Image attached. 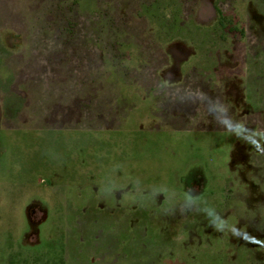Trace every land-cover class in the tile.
<instances>
[{"label": "rangeland", "instance_id": "obj_1", "mask_svg": "<svg viewBox=\"0 0 264 264\" xmlns=\"http://www.w3.org/2000/svg\"><path fill=\"white\" fill-rule=\"evenodd\" d=\"M0 264H264V0H0Z\"/></svg>", "mask_w": 264, "mask_h": 264}]
</instances>
